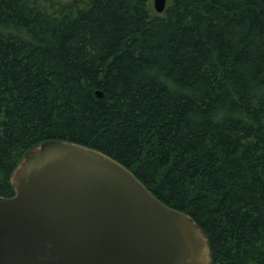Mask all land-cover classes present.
<instances>
[{"label":"trees","instance_id":"1","mask_svg":"<svg viewBox=\"0 0 264 264\" xmlns=\"http://www.w3.org/2000/svg\"><path fill=\"white\" fill-rule=\"evenodd\" d=\"M54 140L188 213L212 264H264V0H0V195Z\"/></svg>","mask_w":264,"mask_h":264},{"label":"water","instance_id":"2","mask_svg":"<svg viewBox=\"0 0 264 264\" xmlns=\"http://www.w3.org/2000/svg\"><path fill=\"white\" fill-rule=\"evenodd\" d=\"M166 3L154 0L155 10ZM10 182L14 194L0 195V264H212L193 217L94 147L39 143Z\"/></svg>","mask_w":264,"mask_h":264},{"label":"rangeland","instance_id":"3","mask_svg":"<svg viewBox=\"0 0 264 264\" xmlns=\"http://www.w3.org/2000/svg\"><path fill=\"white\" fill-rule=\"evenodd\" d=\"M149 6L152 8V10L158 14H160L159 12H157L154 8V0H149Z\"/></svg>","mask_w":264,"mask_h":264}]
</instances>
